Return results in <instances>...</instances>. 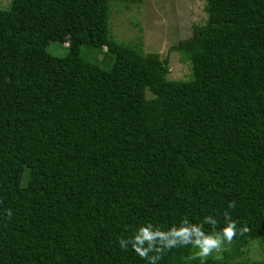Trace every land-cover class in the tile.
<instances>
[{
    "label": "trees",
    "instance_id": "obj_1",
    "mask_svg": "<svg viewBox=\"0 0 264 264\" xmlns=\"http://www.w3.org/2000/svg\"><path fill=\"white\" fill-rule=\"evenodd\" d=\"M109 7L0 8V264H264L241 249L264 240V0L204 1L170 49L185 80L112 38ZM212 235L236 245L198 255Z\"/></svg>",
    "mask_w": 264,
    "mask_h": 264
},
{
    "label": "rangeland",
    "instance_id": "obj_2",
    "mask_svg": "<svg viewBox=\"0 0 264 264\" xmlns=\"http://www.w3.org/2000/svg\"><path fill=\"white\" fill-rule=\"evenodd\" d=\"M10 1L0 0V8H7ZM204 1L109 0L110 35L123 43H135L140 39L141 49L145 56L167 59L169 78L185 80L190 76V62L182 61L181 54L170 49L179 40L189 38L194 26L205 24ZM66 45L68 43L50 41L46 44V51L54 56H63L67 52ZM81 53L85 58L103 68H109L113 62V55L107 51L105 46L83 45ZM235 245V241L225 242L221 236L212 235L204 242H199L194 251L201 256L219 257L222 251L230 250ZM241 249L244 252L243 257L249 263L264 260V240L260 238L249 239Z\"/></svg>",
    "mask_w": 264,
    "mask_h": 264
},
{
    "label": "water",
    "instance_id": "obj_3",
    "mask_svg": "<svg viewBox=\"0 0 264 264\" xmlns=\"http://www.w3.org/2000/svg\"><path fill=\"white\" fill-rule=\"evenodd\" d=\"M167 62V59L166 60H164V63H166Z\"/></svg>",
    "mask_w": 264,
    "mask_h": 264
}]
</instances>
